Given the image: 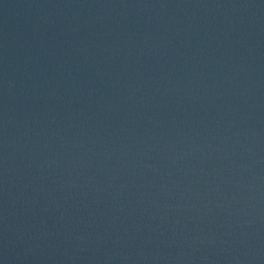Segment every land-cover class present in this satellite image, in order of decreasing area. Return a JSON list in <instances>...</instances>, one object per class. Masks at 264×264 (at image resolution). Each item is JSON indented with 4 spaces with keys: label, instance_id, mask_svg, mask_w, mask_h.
<instances>
[{
    "label": "water",
    "instance_id": "1",
    "mask_svg": "<svg viewBox=\"0 0 264 264\" xmlns=\"http://www.w3.org/2000/svg\"><path fill=\"white\" fill-rule=\"evenodd\" d=\"M0 264H264V0H0Z\"/></svg>",
    "mask_w": 264,
    "mask_h": 264
}]
</instances>
